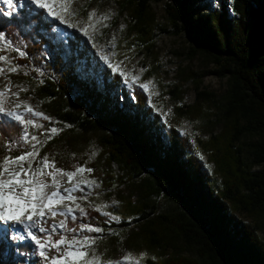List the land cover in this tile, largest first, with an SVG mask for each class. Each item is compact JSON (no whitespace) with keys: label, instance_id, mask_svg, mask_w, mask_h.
<instances>
[{"label":"trees","instance_id":"16d2710c","mask_svg":"<svg viewBox=\"0 0 264 264\" xmlns=\"http://www.w3.org/2000/svg\"><path fill=\"white\" fill-rule=\"evenodd\" d=\"M21 1L23 8L12 18L0 13V34L26 56L7 49L0 55L20 66L7 77L12 86L26 89L58 121L60 132L46 140L42 133L51 124L33 119L32 133L44 141L40 158L56 151L73 156L94 143L105 169L91 165L100 184L92 195H114L123 206L119 225L88 208L86 216L67 218L66 229L100 227L105 240L110 226L125 227L132 221L134 230L124 245L148 254L142 264H264V242L257 228L236 214L258 215L264 222V0H233L232 5L214 0L216 7L212 0H171L167 5L170 23L190 39L193 55H204L216 68L214 74L227 81L221 102L223 133L208 143L221 185L193 155L186 137L153 120L141 88L118 87V75L95 66L85 38L60 26L43 9ZM164 1L118 2L121 12L129 15L128 35L134 42L154 43L152 5ZM58 27L68 33V43L54 32ZM0 67L8 65L0 62ZM24 129L16 121H0V158L15 157L28 148ZM245 137L254 140L242 144ZM59 162L68 170V161ZM162 201L167 209L161 210ZM53 222L48 220L46 226ZM34 249L31 244L18 245L17 264H36L31 259ZM5 251L1 247L0 255ZM0 264L10 262L0 257Z\"/></svg>","mask_w":264,"mask_h":264},{"label":"rangeland","instance_id":"374dc122","mask_svg":"<svg viewBox=\"0 0 264 264\" xmlns=\"http://www.w3.org/2000/svg\"><path fill=\"white\" fill-rule=\"evenodd\" d=\"M25 1L39 8L32 0ZM119 1L74 0L73 8L77 11V15L69 17L67 23H62L60 19L51 16L46 9L43 10L50 18L59 22L60 26L66 30L77 32L86 39L93 63L99 69L108 68L111 75H118L120 77L118 87L132 91L134 87L141 88L139 86L141 82L150 84V91L141 89L148 98L147 107L153 120L164 124L167 129L168 127L175 128L181 135L186 137L190 143L193 155L210 172L215 183L221 185V178L216 173L214 163L210 161L211 154L208 143L211 138L218 137L223 133L224 126L223 123H220V119L222 120L221 102L227 90L226 79H221L214 74L216 68L204 55L198 54L194 56L192 53L194 46L190 39L185 34H180L172 26L167 14V5L171 3V0H165L162 3L152 5L155 22L153 25L154 43L151 45L137 44L128 35L129 15L121 12V6L118 4ZM212 1L214 2V0ZM13 3L14 8H9L4 3V0H0V13L3 14L6 9L9 11H6V15L3 14L4 17L12 18L18 8H23L22 2L13 0ZM228 3L232 5L233 0H228ZM4 7L7 8L5 9ZM214 7H216V1L214 2ZM92 11H95L99 15L108 14L109 18L96 24L95 28L90 27L87 18ZM229 13L233 16L231 10H229ZM95 19L94 17L93 20ZM85 30H87V35L85 34ZM54 32L68 43V33L65 30L58 27ZM0 45L4 47L2 42H0ZM116 65H119V69L115 67ZM120 71L126 73L129 80L128 83L125 82V77L119 74ZM133 77H139L135 85L131 83ZM9 83L8 78L0 77V88ZM21 88L23 87H11L12 92H19V98L18 100L15 97L6 98L4 101L5 110L17 111L32 121L33 119L42 118L28 114L23 107L18 109L15 107L16 103H26L31 105L34 111L41 112L50 118V120H46L51 124L50 128L56 127L59 129L58 121L44 112L40 103L33 96L27 95L26 91H22ZM114 92L116 90H113V95H115ZM199 93H206L207 95L199 98ZM118 101L123 103L122 97L118 98ZM3 119L15 121L0 114V121ZM22 125L24 128H27V133L24 129V135H33L31 130L33 124ZM251 140L254 139L252 137H245L242 144H247ZM244 148L246 149V147ZM43 149L44 143L39 146V157L34 162V167L39 162L40 153ZM100 151L92 143L84 152L73 156L56 151V153L49 154L47 157L49 161H55L57 168H62L59 159L64 162L68 161V170L62 168L66 171H74L80 166L91 168L92 164H97L99 170L103 171L105 169V162L100 157ZM114 172L116 174L119 173L117 167H114ZM94 173V170L91 173H85L84 179L89 182L94 181L98 187L91 184L85 185L84 193L88 194V198L86 200L80 199L78 203L85 210L91 208L99 212L101 216L108 217L111 225H119L121 218L118 212L123 209L122 203L114 195L110 198L103 193L92 195L94 191L100 189V184L95 179ZM63 179L62 187H69L70 185H68L66 178ZM77 180H80V178L78 177ZM52 190V188H49V191ZM84 193L77 192L76 195L79 196ZM66 203L68 206L75 208V205L71 204V202ZM160 208L161 210L167 209L168 205L162 201L160 202ZM63 210L66 211V208ZM78 213L79 211L77 210L67 217L57 216L55 219H52L50 216L46 217V222L50 219L54 221L50 225V228L53 225L58 227L57 233H53V236L58 235L60 232H64L66 235V229L59 228L60 221L63 220L66 226L67 218H72L73 215L76 216ZM105 213H109L110 215H105ZM236 214L238 219L243 223L256 227L258 230L257 235L264 242V222L260 220L258 215L249 216L239 212ZM111 216L119 217V221L112 220ZM27 223L26 220L24 223L0 221V248H6L4 255H0V257H4L7 261L9 260L10 264H17L19 255L16 252V247L20 244H31L35 246L31 259H35L37 261L36 264H50V261L45 260L39 254L38 246L29 236V231L38 237H44L47 233H40L34 228H29L27 227ZM127 223L128 225L125 227L110 226L107 230L108 237L105 240L101 239L102 234L86 233L87 235L96 237L94 251L97 264H101L104 260L120 262V264H135L137 260H142L143 262L149 257L147 253L139 254L125 248L124 244L127 235L130 231L134 230L135 224L132 221H128Z\"/></svg>","mask_w":264,"mask_h":264},{"label":"snow or ice","instance_id":"6c2138e0","mask_svg":"<svg viewBox=\"0 0 264 264\" xmlns=\"http://www.w3.org/2000/svg\"><path fill=\"white\" fill-rule=\"evenodd\" d=\"M40 9H46L47 12L61 20L62 23H67L68 18L77 15V11L73 8L74 0H32ZM4 3L9 8H14L13 0H4ZM96 18L93 20V18ZM109 18L108 14L99 15L95 11L90 12L87 22L90 27L95 28L96 24L101 21H106ZM71 26V25H70ZM106 26V25H105ZM87 35V30H85ZM0 42L4 44L0 48V52L5 49L13 52H18L20 57H25L26 53L17 47H13L12 41L5 36L0 35ZM0 62L8 65L7 69L0 67V77L7 79L9 74L18 73L20 66L12 62V58L7 55H0ZM119 69V65L115 66ZM119 74L125 77V82L128 83V77L124 71ZM139 80V77H133L131 83L134 85ZM139 86L145 91H150V84L140 83ZM11 83L0 88V114L15 120L19 124H33V121L27 119L25 115L14 110H5V99L15 97L19 98V92L11 91ZM22 91L26 89L21 88ZM15 107L25 108L30 115L42 117L44 120H50L41 112L34 111L31 105L26 103H16ZM38 128H43V125H36ZM27 133V128H25ZM60 132V129L52 127L44 129L42 135L46 140H50ZM24 141H30L27 149L23 154L15 157L5 155L0 158V221L24 223L28 222L27 227L34 228L40 233H47L44 237H38L29 231V236L39 248V254L45 260L50 261V264H97L95 247L96 237L87 235L86 233L102 234L104 229L93 227L89 224H82L79 231L76 228L66 229L64 221H60L59 228L66 229L72 233L65 235L60 232L58 236H53L57 233L58 227H46V217L50 216L55 219L57 216L67 217L75 211H79L82 216H86V210L78 201L87 199L88 194L84 193L85 185H95V182H89L84 179L85 173H91V168L77 167L74 171H66L62 168H57L55 161H49L45 156L40 158L39 162L34 167L33 164L39 157V146L44 141L37 135L25 134ZM13 145L11 142L7 145L11 151ZM80 180H77V178ZM66 178L69 187H62ZM81 181H83L81 183ZM98 187V185H95ZM52 188V191H49ZM77 192L84 193L76 195ZM66 202H71L75 208L68 206ZM66 208V211L63 209ZM105 215H110L105 213ZM73 219L76 217L73 215ZM112 220L119 221V217L111 216ZM127 259V258H126ZM107 264H120V262L108 261ZM135 264H142V260H137Z\"/></svg>","mask_w":264,"mask_h":264},{"label":"bare ground","instance_id":"6f19581e","mask_svg":"<svg viewBox=\"0 0 264 264\" xmlns=\"http://www.w3.org/2000/svg\"><path fill=\"white\" fill-rule=\"evenodd\" d=\"M5 9L7 8V7H4ZM5 12L3 13V14H5L6 15V11H7V9L6 10H4ZM7 12H9V11H7ZM60 34V33H59Z\"/></svg>","mask_w":264,"mask_h":264},{"label":"built area","instance_id":"2783aa9c","mask_svg":"<svg viewBox=\"0 0 264 264\" xmlns=\"http://www.w3.org/2000/svg\"><path fill=\"white\" fill-rule=\"evenodd\" d=\"M0 35H3V34H0ZM4 36V35H3Z\"/></svg>","mask_w":264,"mask_h":264}]
</instances>
